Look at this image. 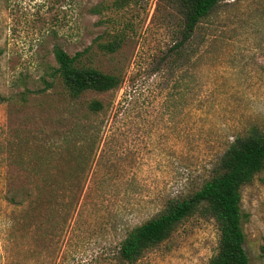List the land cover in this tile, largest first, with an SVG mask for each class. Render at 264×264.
I'll use <instances>...</instances> for the list:
<instances>
[{
	"label": "rangeland",
	"instance_id": "374dc122",
	"mask_svg": "<svg viewBox=\"0 0 264 264\" xmlns=\"http://www.w3.org/2000/svg\"><path fill=\"white\" fill-rule=\"evenodd\" d=\"M180 23L165 0H0V264H122L128 229L264 129V0L221 2L178 54ZM54 45L120 84L76 101L58 78L45 88ZM241 209L249 264H264V168ZM218 238L198 211L135 264H206Z\"/></svg>",
	"mask_w": 264,
	"mask_h": 264
},
{
	"label": "trees",
	"instance_id": "16d2710c",
	"mask_svg": "<svg viewBox=\"0 0 264 264\" xmlns=\"http://www.w3.org/2000/svg\"><path fill=\"white\" fill-rule=\"evenodd\" d=\"M165 1L176 9L181 20L180 35L175 45L179 54L192 42L200 25L226 0ZM99 45L103 50L113 52L118 48L119 41ZM52 54L56 67L49 75L53 80L48 82L43 79L44 87H51L58 78L71 101H76L88 91H110L121 82L116 75L80 64L82 52L71 56L61 46L54 45ZM102 109L103 104L99 100L93 99L87 103L89 113H97ZM263 168L264 129L255 127L228 146L210 176L197 190L182 199H168L156 216L128 229L113 251L114 260L122 264H135L147 250L166 240L182 220L201 211L214 219L219 231L217 253L206 264H249L243 246L245 235L242 228L241 187L251 182ZM9 201L14 205L21 202L16 195H11Z\"/></svg>",
	"mask_w": 264,
	"mask_h": 264
}]
</instances>
